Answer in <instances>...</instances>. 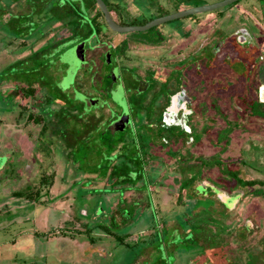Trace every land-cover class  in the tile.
Returning <instances> with one entry per match:
<instances>
[{"label":"rangeland","instance_id":"obj_1","mask_svg":"<svg viewBox=\"0 0 264 264\" xmlns=\"http://www.w3.org/2000/svg\"><path fill=\"white\" fill-rule=\"evenodd\" d=\"M21 3L0 0V14L8 8L10 13H18ZM259 3L263 5L264 0H240L223 9L227 15L223 30L233 34L239 26L249 27L255 44L246 43L239 50L230 46L228 59L223 51L213 56L207 68L203 64L199 69L188 66L181 71L180 80L176 72L171 85L166 86L171 91L186 86L193 97V114L187 104L181 113L175 111L170 97L158 119L162 124L156 136L149 135V124L139 118L152 117L153 103L146 102L137 107L131 121L124 114L118 116L105 131H96L93 141L75 150L66 149L58 136L60 128L70 126V119L61 115L66 108L63 98L71 103L75 99L85 102L82 109L76 104L78 109L96 112L98 125L108 116L105 105L113 99L119 110L126 105L123 95L128 91L124 83L123 90L118 86L112 94L107 93V84L99 82L98 72L94 90L90 77L85 76L81 84L90 93L82 91L76 80L83 74L86 55L100 65L104 42L116 45L126 38L129 43L113 49L117 61L136 66L141 74L156 68L166 78L179 58L219 28V11L186 16L184 22L203 16V23L187 37L169 36L160 44L149 45L140 38L148 31L119 34L102 20L107 28L102 30L108 31L96 34L93 48L87 44L89 49L81 51L78 47L84 43L78 42L59 55L32 60L35 66L49 62L44 67L48 88L35 84L38 75L30 61L13 68L10 63L29 53L32 46H46L49 41L55 44L69 37L73 27L67 21H47L36 24V31L27 37L17 34L6 39L2 35L11 33L0 23V264H90L84 261L92 259L87 248L94 245L95 264H264V94H259L264 86V10L254 7ZM139 10H132L124 20L142 22ZM48 25L52 30L40 39ZM158 57L167 65H158ZM237 59L252 68L250 79L244 70L235 69ZM28 79L35 84L32 96L20 91L29 84ZM256 100L259 106L253 111ZM162 133L166 140L159 142ZM108 139L119 149L116 155L126 149L120 159L127 162V168L136 165L127 158L133 155L132 149L138 143L146 149L140 155L144 184L139 180L128 190L124 188H129V183H117V173H124L125 163L116 159V169L109 167L95 184L103 190L94 188V194L87 195L86 178L102 163L96 154L103 155L100 145ZM18 191L32 192V196H18ZM103 198L110 203L106 214L100 210ZM120 199L124 204H138L139 214L132 221H122L129 215L127 211L121 218L118 210L124 204ZM86 200V207H96V220L92 214L81 218L75 214V208Z\"/></svg>","mask_w":264,"mask_h":264},{"label":"flooded vegetation","instance_id":"obj_2","mask_svg":"<svg viewBox=\"0 0 264 264\" xmlns=\"http://www.w3.org/2000/svg\"><path fill=\"white\" fill-rule=\"evenodd\" d=\"M104 1L106 2L112 17L117 22L121 24H145L146 22L156 17L170 14V13H173V12H176L182 9H186L192 6L210 4V3H214L220 0H104ZM239 1L240 0H237L227 6L214 9L215 12L219 11L218 12L219 13L218 17L220 18V25L218 26L219 30L216 28L210 31L207 35H205L200 40V43H197L198 45L196 44L194 47L190 48V50L186 54L187 56L185 55L183 58H179L174 63V65L170 68V72L168 73L166 78L160 76L159 72L155 70L156 68L153 70L146 69L147 73L141 74L136 68V66H126L124 64H120L117 61V58L114 56L113 49L122 45V43L124 42L129 43L126 38H123L116 45L112 44L111 41L110 42L107 41V43L104 42V44L106 45V49H104V52L102 54L103 58H102V61L100 62V65H96V61L89 60L86 55L85 62L83 63L81 67L82 68L81 71H83L82 75L90 76L92 77L91 80L94 79L95 81L96 78L94 76L96 72H98L99 82L107 84V88L104 90L109 94H112L114 91H116L118 86L122 88L123 90L124 83L126 87L128 88V91L127 92L124 91V95H123L124 103L126 104L125 106H120V109L117 110L115 108V105L118 104V102L115 103L113 99H111L110 102L105 105L108 108V116L106 120L102 122L103 126H99V128L101 129V132L105 131L108 125H110L114 120L118 119V116H121L122 114H125L126 118L130 119L131 121V115L136 114L135 112H137V106L140 101L147 98L149 102H152L154 104L153 109L155 110L157 109V104L159 102H162V100L163 101L166 100L168 102L170 97L172 98L173 95L178 93L180 90H183V95L186 96V99L184 101L187 104L188 109H190V111L193 114V108L191 106L193 102V97L188 92L186 86L179 85L176 89L172 91L168 89L166 86L171 85V81L176 77L175 76L176 72L178 73L177 79L180 80L181 71L185 70V68H187L188 66H191V69L193 66L195 67V69H199L198 66H201L203 64V66L207 68V66H209V61L212 60L213 56L221 54L223 53V51L225 52L227 51L225 58L228 59V55H229L228 51L230 50V46L233 49L239 50L240 46L242 47L243 45H246V43L248 44L249 42L250 43L254 42L253 41L254 34H253V31L249 29V27L239 26L233 31V34H230L227 30L226 31L223 30V26H225V23L227 22V15L223 12V9L225 7L238 4ZM257 1L262 2V0H255L256 3ZM260 5H255L254 7L256 9L264 10V4L261 6ZM139 8H140L139 11H141L143 15L142 22H138V21L127 22L124 20V17L126 15L128 16L129 12L135 9L138 10ZM154 8L156 9L155 11H154ZM211 11H206V12L210 13ZM99 12H102V11L100 10L96 2V14ZM194 14H197V13H194ZM191 15L192 14L186 15V16H191ZM186 16L176 18L177 21L173 23L171 22L172 24L171 25L168 24L169 26L167 27H164L162 25L166 24L170 20L164 23H161L157 26H154L148 30H145L148 32L141 33L140 38L143 39V42L146 45H149L148 42L159 43L167 39L169 36H172L174 38L181 37V36L187 37L191 33L192 29H195L198 24L203 23V20H202L203 16L193 17L190 21L184 22L182 18H185ZM103 21H105L104 14H103ZM105 24L107 25L106 21H105ZM105 24L103 22L102 25L104 26ZM186 26L188 27L187 30L183 31L182 29ZM106 27L108 28V26ZM106 27L105 29H107ZM107 31L102 30L99 34H101L102 32L107 33ZM133 32L135 31L127 32V33L132 34ZM216 35H219V36H216ZM253 44H255V42ZM84 50L86 51L87 48L84 47ZM166 50L168 51V49ZM161 59L162 58H159V57L157 58L156 61H158V65L160 64L167 65L164 59H162L163 61H161ZM237 61L238 62L236 63L237 65L235 69L242 70V71L244 70L245 71V72L243 71L244 74H246V77L250 79V77L252 76L250 74L251 73L250 70L252 68H250L248 64L243 63L242 60L237 59ZM79 72L80 71H78V73ZM110 96H112V98H115L113 97V95H110ZM95 97H98V94L91 96V98H95ZM82 103H83V107H85L86 103L85 102H82ZM253 105L258 108L259 106L258 101L257 100L253 101ZM104 107H101L99 110L102 111ZM159 109H160V113L163 114L162 111H164V108L159 107ZM182 111L183 110H180L179 113H181Z\"/></svg>","mask_w":264,"mask_h":264},{"label":"crops","instance_id":"obj_3","mask_svg":"<svg viewBox=\"0 0 264 264\" xmlns=\"http://www.w3.org/2000/svg\"><path fill=\"white\" fill-rule=\"evenodd\" d=\"M84 3L87 6V8L90 10L91 15L96 13V5H95L93 0H84ZM52 7H54L53 12L51 10ZM61 9H63V10H61ZM61 11H63V12L69 11V8H68L67 3L65 1H63L62 3L54 1V4H52L51 0H22L21 7H20V10L18 11V13L17 12L10 13L9 8L6 10H2V12H4V13L0 14V23L5 28V29H3V27H2V29L6 32L10 31V33H11V36H8L5 34H3L2 36L4 38L6 37V39L8 37H18L17 34H20L19 37L21 35L22 36L25 35L27 37V36H29V34L31 32L36 31L35 25L38 23L40 25H42V24L46 23L47 21L48 22L50 21V23L52 21L53 22H59V21L65 22L66 21L65 18L58 17L59 16L58 14H60ZM70 15H71V13H70ZM35 17L37 20H35ZM15 23L20 24V26L19 27L14 26L13 24H15ZM80 24L81 23L79 22V23H76L75 26H72L73 27L72 35H70L67 38H64L63 40L57 41L55 44H52V42L49 41V42H47L46 46L42 45V46H39L37 48H33V46L30 47L31 49L30 48L28 49V50H30L29 53L25 54V56L23 55L21 57L16 58L15 60H13L10 63V68H13L15 65L18 66L19 64H23L24 61H27V62L30 61L31 64L33 63V65H36V64H34V62H36V60H43L45 58L44 55H49V57L51 55L54 56L55 54L59 55L60 52H65L67 49L74 46V44L78 43V42H83L84 47H86L87 50L89 49V47H87L88 46L87 44H89L91 47H93L94 44H96V34L91 35L90 37H88L86 39V37L84 36V34L81 31L82 29L80 27L81 26ZM49 30H52V27L50 25H48L47 30L45 32H43V35L40 39H43L47 35ZM15 34H16V36H15ZM85 42H86V44H85ZM66 44H68V45H66ZM62 45H64V47L58 48L59 46H62ZM54 51H56V52H54ZM33 59L35 60L34 62H32ZM57 62H59L58 58L55 60L54 66L57 65ZM48 63L44 64V66H42V68L40 67L38 69V71H36L38 78H37V81L35 83V84H41V86L46 87V88H48L49 85L47 84V81L44 79V77H45L44 74L46 72L44 67H46L48 65ZM63 70L65 71L66 68ZM58 73H60V76L63 74L62 71H58ZM78 74L80 75L81 72H79ZM84 77H85L84 75H81L80 77L77 76L76 82L79 83L82 91L84 90L85 93H90V91L85 90L83 88L84 85L81 84ZM91 79H92V77H90V87L92 90H94L93 85L96 83L93 84L94 79L93 80H91ZM16 81H17V79L14 82L16 83ZM29 84L32 86L35 85L32 82H29ZM72 95L74 97V96H76V93L72 92ZM62 102L64 103L63 106H66V108L63 109L64 113L61 112V115H62V118H64V119H67V118L70 119V126H68V127L64 126L62 129L61 128L59 129L58 136H59V138L61 137V139H63V140H60L61 143L65 144L66 149L69 148V150H75L77 147L81 146L82 143H85V142L89 143V142L93 141V139H95V137H96V133H97L96 131H98V132L101 131L99 126H103V123H102L103 121L102 122L100 121L98 123V125H96V112H92V113H88V112L86 113L85 112L84 113L83 112L84 110H82V111L79 110L77 105L79 104L80 109H82L81 107H83V103L77 99L74 100V103H71L70 100L67 99L65 96L63 98ZM146 102L152 103V102H149L148 99L146 98V99L140 101L138 103V106H141ZM167 105H168V102L166 100H164V101L162 100V102H159L157 104V109L154 110V109L150 108V109H152V113H151L152 117H148L146 115H145V117H144V115L139 117V118H141V121L149 124V127H146V128H149L151 130V132L150 133L148 132L147 134H149V135L157 134L158 128L162 124V122L158 121V119L160 118V116L163 117V115L160 113L159 107L160 108L162 107L165 109V107ZM153 106H154V104H153ZM69 109H72V111H70ZM141 110H142V108H141ZM162 112H164V111H162ZM136 117H138V116H136ZM71 119H72V121H71ZM128 120L130 121V119H128ZM155 120H156V123L154 122ZM65 123H67V122H65ZM154 126H155V128H154ZM163 139L166 140L163 133L161 135V138L157 137V140L159 142H163ZM143 140H144L143 143H145L146 142L145 138ZM140 144L141 143H138L136 145V147H134V150L131 147V149H132V151H134V153L132 156L127 157L129 162H136L135 167L131 166L130 168H127V166H126L127 162L121 161L123 159V158L120 159V157H122V155L118 156V154L115 155L113 164H111L109 166V167H112V166L114 167L116 161L119 159H120L119 161H121L122 163H125V164H123V166L125 167L124 173L123 172L120 173L121 171L119 173H117V183H123V184L129 183L130 184L129 188H124V189L133 190L132 189L133 184L135 182H138L139 180H141L144 184L143 175L141 172V167L143 164V158L141 156L146 152V149L144 147H141ZM130 146H132L131 143L127 147V149L130 148ZM118 150L119 149H117V146L114 147L113 153H115V152L117 153ZM125 151H126V149L123 150L122 154L123 153L125 154ZM130 157H132L134 160L130 159ZM137 157H139V158H137ZM121 166H122V164H121ZM129 172H131V174L134 173L135 175L134 176L129 175ZM103 176H106V174L100 175L98 172H96V170L89 172V174L86 178V183L88 184V186L87 187L84 186V188H85L84 193H87V195H89V194L93 195L95 192V191L93 192V189L96 188V185H95L96 182H98L99 179L103 178ZM73 187H75V185H73ZM123 187H125V186H123ZM97 189L103 190V188H96V190ZM108 191H109V189H106V192H108ZM121 193H122V191H121ZM103 199H104L102 201L103 204L101 203V207L100 206L99 207L101 208L100 210L106 214L107 211H109V209H110V203L107 200H105V198H103ZM86 203H87V200L85 201V204L83 203L82 205H78L75 208V209H77L75 211V214L77 216H79L80 218L82 216L89 217L92 214V216L96 220V207L94 208V210L89 209L88 207H86ZM119 203L124 204V200L120 199ZM149 204L150 203L147 202V205H149ZM136 205L138 206V204H135L132 202L130 204H124L122 207L120 206L118 212L120 213L121 218H122V215L124 213L126 214L127 211H128L127 212L128 215H129V217L127 219L122 218V221H124V223L128 222L129 219L132 221L134 216L139 214L138 213L139 209ZM132 209H134V211H132ZM136 209H137V211H136ZM114 219H115V222H117L116 218H114ZM88 225H90V223ZM88 227L93 230V228L95 226H88ZM105 233H106V231H105ZM105 235H108V234L106 233ZM95 239L96 238H93L92 240H95ZM87 249H88V252L91 251L90 254H91L92 259L89 260V258L86 257L84 262H89L90 264H95V262H96V246L94 245V247L87 248ZM83 260L84 259L81 260L82 263H83Z\"/></svg>","mask_w":264,"mask_h":264},{"label":"trees","instance_id":"obj_4","mask_svg":"<svg viewBox=\"0 0 264 264\" xmlns=\"http://www.w3.org/2000/svg\"><path fill=\"white\" fill-rule=\"evenodd\" d=\"M51 1H52V4H54V1L55 2H61V3L63 1H65L67 3V6L69 8V11H68L69 13L66 11L65 12L61 11V13L58 14L59 15L58 17L65 18V20L67 21L66 23L68 25H71V26H75L76 23L80 22L81 23L80 27L82 29L81 31L84 34V36L86 37V39L88 37H90L91 35H95V34L98 35L102 31V29H103L102 28L103 27V25H102L103 24V22H102L103 13L99 12L97 14L94 13L93 15H91V12L87 8V6L85 5L84 0H51ZM93 1L96 5L95 0H93ZM63 9H61V10H63ZM51 10L53 12L54 7H52ZM70 13H71V15H70ZM25 62H27V61H24V63ZM20 67H22V64L20 65ZM40 67L42 68V65L41 66L33 65L32 71H38V69ZM28 80H29L28 82H30V79H28ZM26 81H27V79H26ZM34 90H35L34 87L30 84H25L20 88V91L23 92V94H27V95H31V96L34 93ZM252 107H253V111L256 110V108H257L254 105ZM29 118H32V114L29 115ZM110 142H111V140L108 139V140H105V142L100 145V148L103 150V155H101V154L99 155V153H98V155L96 154V159L100 158L99 161H102V163L96 167V172H98L100 175H105L107 173L109 166H110V163H111V160L116 155V152L113 153L114 147H116V146L112 145V143H110ZM107 152H108V154H107ZM122 152L123 151L119 152L118 156H121V155L123 156L124 153L122 154ZM137 158H139V157H137ZM130 159H133V158L130 157ZM114 169H116V168L114 167ZM129 175H131V172H129ZM16 193L18 196H22V197L27 196V197L31 198L30 196H32V192H28V191L27 192L26 191H18ZM37 195L39 196V191L37 192L36 197H37Z\"/></svg>","mask_w":264,"mask_h":264},{"label":"water","instance_id":"obj_5","mask_svg":"<svg viewBox=\"0 0 264 264\" xmlns=\"http://www.w3.org/2000/svg\"><path fill=\"white\" fill-rule=\"evenodd\" d=\"M237 0H220L214 3L210 4H202L197 6H192L186 9H182L170 14H166L160 17H156L145 24H121L117 22L111 15L108 6L104 0H96L100 10L103 12L105 21L109 28L112 30L119 32V33H127L132 31H145L148 30L154 26H157L161 23H164L169 20H173L176 18L184 17L186 15L194 14V13H200V12H206L211 11L217 8H221L224 6H227ZM79 50H83L84 46L82 45V48H79ZM186 96L183 95V90H180L178 93L173 95L172 97V107L175 111H180L185 105ZM125 115V114H124ZM126 116V115H125ZM128 120V118H127Z\"/></svg>","mask_w":264,"mask_h":264},{"label":"built area","instance_id":"obj_6","mask_svg":"<svg viewBox=\"0 0 264 264\" xmlns=\"http://www.w3.org/2000/svg\"><path fill=\"white\" fill-rule=\"evenodd\" d=\"M260 96L262 95V90L260 89V92H259Z\"/></svg>","mask_w":264,"mask_h":264},{"label":"bare ground","instance_id":"obj_7","mask_svg":"<svg viewBox=\"0 0 264 264\" xmlns=\"http://www.w3.org/2000/svg\"><path fill=\"white\" fill-rule=\"evenodd\" d=\"M262 92H263V94H264V86L262 87Z\"/></svg>","mask_w":264,"mask_h":264}]
</instances>
